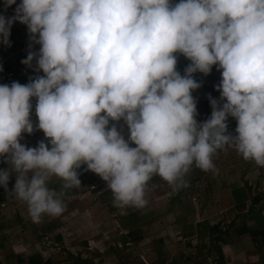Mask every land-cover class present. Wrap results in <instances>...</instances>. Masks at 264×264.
<instances>
[{
	"label": "clouds",
	"instance_id": "obj_1",
	"mask_svg": "<svg viewBox=\"0 0 264 264\" xmlns=\"http://www.w3.org/2000/svg\"><path fill=\"white\" fill-rule=\"evenodd\" d=\"M13 4L4 0L5 9ZM14 13L0 14V42L9 43L13 22L26 24L41 47L21 62L35 59L44 75L0 84V157L9 165L0 186L8 191L15 173L10 193L33 222L62 214L49 183L60 178L61 195L80 187L82 165L106 181L121 214L147 205L155 176L176 192L193 164L218 173L221 149L264 167V0H22ZM176 53L191 61L183 75ZM213 65L222 70L220 99L209 97L211 115L200 122L193 74ZM121 119L127 139L110 125ZM35 129L47 143L22 144Z\"/></svg>",
	"mask_w": 264,
	"mask_h": 264
},
{
	"label": "rangeland",
	"instance_id": "obj_2",
	"mask_svg": "<svg viewBox=\"0 0 264 264\" xmlns=\"http://www.w3.org/2000/svg\"><path fill=\"white\" fill-rule=\"evenodd\" d=\"M16 2L14 6L21 3ZM10 31V36L15 35V31L19 33L16 47L24 39L25 42L30 40L26 24H12ZM8 40L10 42L9 37ZM4 45L1 42V46ZM37 47L32 51L38 53L40 48ZM20 57L21 64L25 55L20 54ZM18 66L17 75L23 72L24 77H36L32 73L35 64L20 70ZM42 75L41 71L39 76ZM112 123L127 139L130 133L126 123L122 119L110 121V125ZM236 126L234 120L228 125V131L235 134ZM41 140L46 142L45 135L37 137L35 147ZM2 159L4 161L0 157V161ZM213 163L218 173L203 171L193 164L186 176L187 186L176 192L163 179H152L145 193L147 205L140 209L128 207L126 214L113 206V194L106 181L82 165L79 178L83 183L64 190L62 195L61 179L52 178L49 188L63 200L65 210L55 217L44 214L39 223L33 222L27 204L10 193L15 184V173H12L8 191L1 186L0 262L15 264V256L25 259L36 253L44 264H70L72 259L80 264H214L208 253L211 247L205 235L207 229L202 230L200 225L217 224L226 230L225 237L230 240L225 248L236 252L229 264H264L259 258V253L264 251L259 244L252 243L246 234L238 237L234 233V227L241 221L240 213L247 212L249 204L257 208L264 203V167L245 160L232 148L218 150ZM238 186L244 188L248 197L241 210L235 207L231 196L232 188ZM262 216L264 218V209ZM252 223L245 220V224ZM120 230L126 234L121 235ZM126 241L130 244L124 245ZM156 246H159V255Z\"/></svg>",
	"mask_w": 264,
	"mask_h": 264
},
{
	"label": "trees",
	"instance_id": "obj_3",
	"mask_svg": "<svg viewBox=\"0 0 264 264\" xmlns=\"http://www.w3.org/2000/svg\"><path fill=\"white\" fill-rule=\"evenodd\" d=\"M179 0H173V3H178ZM9 38H11L9 36ZM10 42H14L13 40H10ZM18 47V46H17ZM16 47V48H17ZM177 56V65L176 69L178 72H180L181 75L184 74L185 68L191 63V61L186 58L183 54L176 53ZM5 71L11 70V65L6 64ZM221 71L218 70L216 65L212 66V70L209 74L205 75L200 72H196L193 74L194 79H196L201 86L195 90H192V95L196 100L197 105V112L198 115L196 116V119L200 122L205 121L208 119L212 112V107L210 104L209 97L215 98L217 100L220 99V91L216 89V85H218L221 81ZM234 118L229 116L228 118V125L231 126V124L234 122ZM229 130V129H228ZM130 146L135 147L136 145L134 143H131ZM77 171H82V166L77 169ZM81 181V184L83 183L82 178H79ZM162 180L161 177L155 176L153 180ZM60 183L63 184V181L60 180ZM62 186V185H61ZM59 188V190H62V188ZM233 193V194H232ZM0 194H2L1 186H0ZM264 195V194H262ZM1 196V195H0ZM231 196L235 203L236 208L244 209L245 206L244 202L247 200V193L244 190L243 187L238 186L234 187L231 190ZM264 198V197H263ZM264 203L260 204L257 208H254L251 204L248 205L247 212L240 213L241 221L240 223L234 227V233L236 236L244 235L246 234L250 241L255 244H259V246L264 250V218L262 216V211L264 208ZM135 218L132 217V221ZM245 220H252L253 223L248 225L245 224ZM232 225V221H230V224ZM200 227L202 230L205 228L207 229V232L205 233L207 237V242L211 247V252H208L211 256V260L214 264H229V253H231L230 249H226L225 245L229 243L227 236L225 237L226 230L221 229L215 225L206 226V224H201ZM204 235V233H203ZM58 237V236H57ZM137 237V236H136ZM209 238V239H208ZM59 239V237H58ZM137 239V238H135ZM237 239V238H236ZM226 254H225V252ZM158 252V253H157ZM156 253L159 255L161 252L159 250V246H156ZM259 258H261L262 261H264V251H261L259 253ZM15 264H44V260L41 258L39 254H30L25 259L15 256ZM1 264V262H0ZM70 264H80L75 259H72V262ZM169 264H175L174 262H171Z\"/></svg>",
	"mask_w": 264,
	"mask_h": 264
},
{
	"label": "crops",
	"instance_id": "obj_4",
	"mask_svg": "<svg viewBox=\"0 0 264 264\" xmlns=\"http://www.w3.org/2000/svg\"><path fill=\"white\" fill-rule=\"evenodd\" d=\"M17 1V0H16ZM20 2H22V0H20ZM16 4H17V2H16ZM18 4H19V2H18ZM3 8L1 11H0V13H2V12H4V11H6L8 8H10V7H8L7 9H5L4 8V0H0V8ZM11 7H16V6H14V5H12ZM14 25V24H13ZM20 26V25H19ZM14 34L15 35H11L10 37V40H13L14 42H9L8 44H5L4 46H1V42H0V50H1V52L3 53V55L6 57V64H9V65H11V70L16 74V70H15V68L17 67V65H19L18 66V69L17 70H20L21 69V67H24V68H27V67H29L30 65H27V64H24V63H21L20 64V60H21V57L19 58V53L16 51L17 50V48L19 47H17L16 48V44H17V36L19 35V33H18V31H15L14 32ZM24 42L26 41L25 39L23 40ZM23 43V42H22ZM21 43V44H22ZM9 47V48H8ZM38 48H40V45H39V47H37V49ZM18 57H17V56ZM27 58V56H25L24 57V59H26ZM16 64V66H13L12 64ZM35 64V66H34V68H35V70L32 72V73H34L35 75H36V77L37 76H39V74L41 73V71L42 70H39V71H37L36 70V68H37V65H36V60L34 59L33 61H32V64H31V66H33ZM34 68H32V69H34ZM31 69V70H32ZM43 72V71H42ZM25 73V72H24ZM21 73L19 72V75H20ZM19 75H17L16 74V80L19 82V83H21V84H27V83H29L30 82V80H32V77L31 76H25L24 77V74H23V72H22V76H20V77H18ZM26 75V74H25ZM16 81V82H17ZM0 84H5V83H2L1 81H0ZM31 101H32V104H33V108H32V111H31V120L33 121V124H34V127H35V125L36 124H38V117L36 116V114H35V104H36V98H31ZM39 135H44V133H43V131L42 130H39V129H35L34 130V132L33 133H31V134H28V133H26V132H24V133H22V139H21V143L22 144H25L26 146H28V147H32V145L35 147V145L37 144L36 143V141H37V137L39 136ZM46 143H47V140H46ZM2 164V166H1V169H7L8 167H9V165L7 164V163H5L4 161H3V159H2V161H0ZM231 251V254H230V257H229V261H232L233 259H235V254L233 253V252H235V250H230ZM225 252V251H224ZM236 253V252H235ZM225 254H226V252H225Z\"/></svg>",
	"mask_w": 264,
	"mask_h": 264
},
{
	"label": "built area",
	"instance_id": "obj_5",
	"mask_svg": "<svg viewBox=\"0 0 264 264\" xmlns=\"http://www.w3.org/2000/svg\"><path fill=\"white\" fill-rule=\"evenodd\" d=\"M15 8L14 7L8 8L6 11H4L0 14L5 15L6 17H12L15 14L14 13ZM13 24L21 25L23 23H21L17 20L15 22H13ZM10 34H11V31H10ZM37 46H38V43H35L34 41H32L30 39L29 41L23 42L22 44H20V46L17 48L16 51L21 55L28 56L29 51H32V49H35ZM6 63H7L6 57L3 55V53L0 50V81L2 83L11 85V83L16 80V74L12 70H9V71L4 70ZM90 188H93V186L91 185ZM120 231H119V233H121V235L126 234V231H124V230H120ZM129 244H130V242H128V241H126L124 243V245H129Z\"/></svg>",
	"mask_w": 264,
	"mask_h": 264
}]
</instances>
